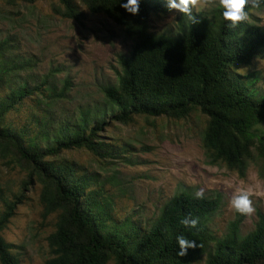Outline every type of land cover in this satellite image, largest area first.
Wrapping results in <instances>:
<instances>
[{
    "label": "trees",
    "instance_id": "16d2710c",
    "mask_svg": "<svg viewBox=\"0 0 264 264\" xmlns=\"http://www.w3.org/2000/svg\"><path fill=\"white\" fill-rule=\"evenodd\" d=\"M57 1L65 19L81 21L75 2L89 14L108 18L131 47L118 57L116 83L99 86V100L67 109L69 82L58 87L29 75L22 80L19 73L28 61L9 55L11 46L0 40V157L35 177L43 215L57 214L43 264H264L260 215L252 233L241 236L234 222L216 237L206 222L216 213L218 199H195L181 192L142 222L133 212L117 215L97 175L78 169L74 162L49 160L81 148L95 157L118 159L120 148L100 136L113 123L128 125L135 117L184 119L198 112L207 119L201 139L207 163L222 165L239 177L250 161L258 163V177L264 181V131L258 129L264 126V95L256 97L254 79L235 72L264 50V28L246 20L231 27L215 9L211 23L198 19L191 24L181 15L174 32L155 34L152 17L168 13L163 0H139L136 15L120 8L119 0ZM263 7H253L250 0L248 16ZM10 115L20 116L21 125L8 122ZM15 205L7 204L0 215V232ZM185 216L196 218L197 227L181 225ZM177 235L199 247L177 257ZM10 248L0 235V264H19Z\"/></svg>",
    "mask_w": 264,
    "mask_h": 264
},
{
    "label": "rangeland",
    "instance_id": "374dc122",
    "mask_svg": "<svg viewBox=\"0 0 264 264\" xmlns=\"http://www.w3.org/2000/svg\"><path fill=\"white\" fill-rule=\"evenodd\" d=\"M75 4L83 14L80 22L63 18V6L57 0L31 4L0 0V40L11 46L9 55L28 61L19 73L21 79L29 75L58 87L68 81L67 109L99 100V86L116 83L118 57L127 55L131 47L108 18L89 14L80 3ZM215 9L217 0H195L192 6L193 14L206 23L213 21ZM249 13L246 22L264 28V7ZM181 15L172 10L163 17H152L151 32H174ZM235 72L254 79L256 97L264 95V50ZM18 117L10 115L7 121L19 126ZM206 121L198 112L184 119L135 117L128 125L113 123L100 133L102 141L120 148L118 159L95 157L81 148L49 160L74 162L78 169L97 175L117 215L133 212L142 222L155 217L171 197L181 192L194 195L203 189L205 197L219 201L216 213L206 222L210 233L224 235L229 224L237 222L239 234L246 236L255 230L259 217L264 218V181L258 177L259 164L250 161L243 177L222 165L208 164L201 144ZM258 129L264 131V126ZM40 188L24 167L0 157V215L7 204L16 202L0 235L10 244L9 251L19 264H43L49 257L46 238L54 231L57 214L43 215ZM238 189L250 193L254 209L250 215H239L230 207L229 200ZM15 196H19L18 201Z\"/></svg>",
    "mask_w": 264,
    "mask_h": 264
},
{
    "label": "clouds",
    "instance_id": "9594fccd",
    "mask_svg": "<svg viewBox=\"0 0 264 264\" xmlns=\"http://www.w3.org/2000/svg\"><path fill=\"white\" fill-rule=\"evenodd\" d=\"M250 0H217V9L220 17L229 24L235 27L239 22L247 19V6ZM195 0H163V6L167 11L177 10L182 14V18H186L191 24L199 23L198 18L193 14L192 6ZM258 4H264V0H251L253 7ZM119 6L126 13L136 15L139 10V0H119ZM204 196L203 189H197L194 192L195 199H202ZM230 207L239 215H250L253 212L250 193L246 189H238L229 200ZM197 219L185 216L180 220V224L186 228H196ZM177 245L176 256L182 257L186 254L187 249L199 247L194 240L187 239L184 235H177L175 238Z\"/></svg>",
    "mask_w": 264,
    "mask_h": 264
}]
</instances>
